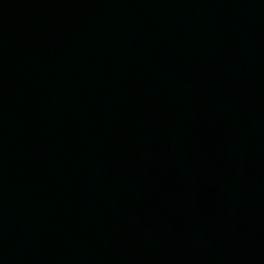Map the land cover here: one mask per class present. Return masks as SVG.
<instances>
[{
  "label": "water",
  "instance_id": "obj_1",
  "mask_svg": "<svg viewBox=\"0 0 264 264\" xmlns=\"http://www.w3.org/2000/svg\"><path fill=\"white\" fill-rule=\"evenodd\" d=\"M0 264H264V0H0Z\"/></svg>",
  "mask_w": 264,
  "mask_h": 264
}]
</instances>
